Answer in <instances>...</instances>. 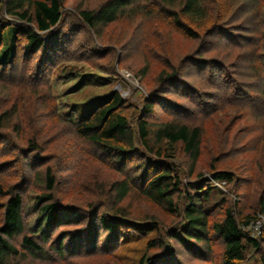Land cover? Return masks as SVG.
I'll return each instance as SVG.
<instances>
[{"label":"rangeland","instance_id":"obj_1","mask_svg":"<svg viewBox=\"0 0 264 264\" xmlns=\"http://www.w3.org/2000/svg\"><path fill=\"white\" fill-rule=\"evenodd\" d=\"M105 1L69 0L64 4L62 20L56 29L61 52L53 50L48 58L46 53L31 54L25 49L26 40L20 37L17 57L0 64V113L8 111L11 120L0 127V185L4 189L15 182L22 186L27 225L32 229L36 225L35 203L31 199L46 191L43 171L36 169L24 175L29 145H37L40 156L48 159L47 164L54 168V196L59 204L74 207L84 217L91 212L89 210L112 211L114 202L109 197V188L121 181L123 175L92 145L77 138L73 129L76 121L117 93L124 102L122 111L134 128L146 104L155 106L153 119L157 122L178 119L201 126L203 138L196 161L181 145L170 147L167 153L174 156L169 166L174 175L179 176L182 194L193 191L192 188L207 180L213 171L230 173L233 183L216 184L220 194L214 198L216 205L211 211L210 222L222 221L230 208L238 220L256 216L264 234V215H261V201L264 200V3H258V14L248 15L254 18L256 32L246 42L240 39L241 46L233 48L223 45L230 41L229 37L220 45L215 43L214 34L206 35L215 23L213 18L201 24V35L194 39L177 29L173 19L157 9L158 4H153L154 0H140L134 11L130 8L115 23L91 32L80 19L79 12L98 9ZM216 1L230 7L231 11L243 7L234 0ZM211 10H216L215 5ZM184 20L195 28L198 25ZM0 21L21 23L9 16L1 4ZM225 28V32L235 37L240 34L228 29L229 26ZM207 47L217 53H205L203 57ZM244 52L255 57L253 69L245 62ZM189 57L217 60L225 70L220 74L215 61L210 66L187 64L185 60ZM51 61L56 62L50 64ZM178 67V79L170 85L162 84V72L165 69L172 72ZM69 72L75 73L70 80L67 78ZM226 75L239 85L237 90L229 91L236 105H223L227 99L220 95L214 98V101L218 99L216 103L207 101L206 95L211 96L218 89L223 92ZM15 108L16 112L12 113ZM210 110L213 113L208 112ZM136 147L140 149L139 143ZM28 157L31 162L33 156ZM199 174L203 175L201 179ZM180 198L174 211L157 206L137 191L123 201L122 206L135 223L155 224L156 230L151 234H140L134 229L120 244L112 247L100 244L94 254H66L60 258L49 250L52 259L32 257L18 237L12 244L25 257L8 255L5 261L8 264H148L156 258L163 264L168 247L172 249L170 256L176 257L181 264H221L223 247L214 233L210 240L213 251L209 254L201 252L202 247L189 251L169 237L172 230L180 231L183 227L184 219L179 210L184 207L185 199ZM245 232L258 239L255 229ZM60 234L61 231L57 232L53 239ZM26 235L37 240L30 231ZM154 240L164 243L151 248L150 242ZM50 244L45 245L46 252ZM247 251L242 264H263V240L261 247L249 246Z\"/></svg>","mask_w":264,"mask_h":264},{"label":"trees","instance_id":"obj_2","mask_svg":"<svg viewBox=\"0 0 264 264\" xmlns=\"http://www.w3.org/2000/svg\"><path fill=\"white\" fill-rule=\"evenodd\" d=\"M68 1L0 0L5 12L21 22L12 24L8 21H0V64H7L17 57L20 37L26 40L25 49L31 54L46 53V58H48V54L53 50L56 53L61 52V42L56 29L62 20L64 4ZM139 1L107 0L98 9L81 10L79 17L89 31H101L115 23L120 17H124L129 11L128 9L133 10L137 3L140 5ZM145 1L151 2V0ZM261 2L264 3V0H234L235 4L240 3L239 6H243L234 11H231L230 7L228 9V6L220 5V2L216 0L211 2L206 0H154L153 4H158L157 9L173 19L177 29L194 39L201 35L199 32L201 24L213 18L215 23L213 27L207 30L206 35L214 34L216 36L215 43L220 45L229 37L230 41L223 43V45L234 48L235 45L241 46L239 41L242 39L245 42L248 41L251 39V34L256 32L254 30V18L249 16L255 12L256 14L259 13L258 5ZM214 5L216 10H211ZM184 18L191 21L192 24L198 25L195 28ZM234 24L236 25L233 26ZM226 26H229L228 29H232L231 31H234L235 34L240 32L237 34V38L233 33L225 32ZM217 38H220L221 41ZM206 49L203 51V57L205 53H217L213 48L207 47ZM244 55L243 57H246L245 62L250 63L249 69H253L255 57L247 55L245 52ZM203 57H189L185 61L187 64L193 65L199 63V66L204 63L210 66L215 61L209 59L206 61ZM217 59L222 58L218 57ZM201 60L204 62H200ZM55 62L51 61L50 64ZM215 62L219 66V73L222 74L225 69L217 60ZM179 69V67L176 70L173 69L172 72L165 69L160 76L161 83L170 85L175 82L179 77ZM74 74L69 72L67 78L72 79ZM234 81L232 82L226 75V80L223 81L226 84L222 86L225 95L218 89V92L211 96L205 94L208 97L207 101L216 103L218 99L214 101V98L220 95L227 99L223 105L227 103L236 105L232 101L235 98L229 93V91L233 92L238 89L239 85L236 83L237 81L235 83ZM198 98L202 100L199 94ZM123 105L122 97L114 93L108 100L91 111L88 116H83L79 121H76L73 129L77 138L92 145L102 154L101 157L105 158L106 162H109L111 166H116L115 169L123 175L121 181L111 184V188H109V197L114 202L112 211L105 210L101 213L99 209L89 210L91 212L88 215H91L84 217L74 207H65L59 204L54 196L56 188L54 168L47 164L48 159L40 156L37 145H29L27 157L24 159L25 163L28 161L24 168V175H29L36 169L43 171L46 191L37 198L31 199V202L35 203L33 209L36 211L35 216H37L36 225L32 229L31 225L28 226L25 222L23 215L25 214V198L21 192L22 186L15 182L11 187L8 186L7 189H4L0 185V211H2L0 264H8L5 261L8 255H13L16 258L25 257L12 244V241L18 237L22 239V247L32 257L52 259L49 250H52L60 258L66 254H94L98 251L100 244H105V247H112L121 239L124 240L128 232L134 229L138 230L140 234H151L156 230L153 222L149 224L146 222L143 224L135 223L136 221L132 220L128 211L122 206L123 201L135 191L148 197L157 206H163L169 211H174L178 207L177 199L179 197L182 200L185 199L184 207L181 208L180 206L181 209L179 210L184 219L183 227L180 231L172 230L169 237L184 245L189 251L194 247V249L202 247L199 249L202 250L201 252L211 253L213 250L210 240L213 233L220 239L223 247L221 264H242L246 260L249 246L255 249L261 247L264 234L263 239L260 237L261 240H258L259 238H253L243 229V227H248L253 222L258 221L256 216H248L243 220H238L233 210L227 208L222 221L210 222L211 211L216 205L213 203L214 198L220 194L216 184L233 183L232 174L213 171L207 180L205 179L194 186L193 191L182 194L179 176L174 175L169 166V160L174 156L170 157L168 156L170 154L167 153L172 147L181 145L184 152L196 161L201 152L203 128L178 119L157 122L153 119L155 107L153 104L144 106L142 116L137 127L134 128L130 124L129 118L122 111ZM11 112L15 113L16 108ZM208 112L213 113L211 110ZM9 114L8 111L0 113L1 128L4 127L3 123L8 124L11 121ZM138 143L140 149L136 147ZM28 156H33L32 163L29 162ZM128 167H130L129 170H127ZM202 176V174L198 175L200 179ZM23 182L25 183L24 179ZM138 185L141 188H137ZM2 198L5 200L2 201ZM222 201L224 200L222 199ZM261 215H264V200L261 201ZM28 231L32 235L35 234L33 237L38 241L27 236ZM59 231L61 234L54 240L53 237ZM48 243H51L50 249H48L49 252H46L45 245ZM163 243V240H159V242L154 240L150 242L149 246L155 248V246H162ZM166 249L168 256L162 258L163 264H181L176 260V257L170 256L172 249L170 250L168 247ZM262 258L264 264V257ZM148 264L162 263L154 258Z\"/></svg>","mask_w":264,"mask_h":264},{"label":"built area","instance_id":"obj_3","mask_svg":"<svg viewBox=\"0 0 264 264\" xmlns=\"http://www.w3.org/2000/svg\"><path fill=\"white\" fill-rule=\"evenodd\" d=\"M260 220L259 221H256V222H253L250 226L248 227H243L244 231L247 230V229H255L256 231H258L256 234H257V237L256 238H259L261 237L263 234V231L261 230V224H260Z\"/></svg>","mask_w":264,"mask_h":264}]
</instances>
